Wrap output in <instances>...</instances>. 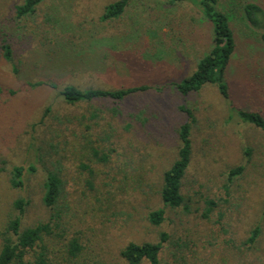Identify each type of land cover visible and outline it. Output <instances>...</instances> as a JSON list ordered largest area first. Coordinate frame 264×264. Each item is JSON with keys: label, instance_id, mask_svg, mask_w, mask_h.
I'll return each mask as SVG.
<instances>
[{"label": "rangeland", "instance_id": "374dc122", "mask_svg": "<svg viewBox=\"0 0 264 264\" xmlns=\"http://www.w3.org/2000/svg\"><path fill=\"white\" fill-rule=\"evenodd\" d=\"M21 1L0 0V47L6 40L12 51L11 62H6L0 48V168L9 171L14 165L27 167L32 163L38 168L25 193L33 199L27 222L46 217L36 189L42 170L50 161L61 159L69 195L76 198L85 191L88 201L83 203L103 210L94 216L85 213L82 204L76 215L69 213L74 231H80L89 248L82 261L124 264L118 251L125 243L156 241V232L138 217L160 206L155 192L161 172L175 159L176 131L187 119L180 111L184 106L197 119L191 131L193 162L183 187L186 198L199 202L192 208L202 206L198 198L205 187L214 188L227 168L242 163L245 146L254 149V168L237 182L239 187H233L223 221L228 235L216 230L218 238L211 241L213 246L207 244L208 226L198 213L168 215L174 225L167 221L163 229L191 235L196 252L193 245L185 250L193 256L192 264H264V138L240 122L231 108L264 109V99L244 100L238 95L240 89L245 90L239 62L250 43L242 37L244 30L233 25L241 56L234 58L228 75L231 99L223 100L214 86L181 97L171 84L191 74L207 47L208 26L192 3L129 0L119 18L101 21L104 8L118 0H47L32 17L18 20L14 6ZM250 1L264 11V0ZM219 5L230 10L227 0H219ZM38 82L43 85L29 86ZM65 85L108 90L148 86L150 90L120 104L101 100L68 106L59 97ZM48 108L51 110L46 112ZM86 127L95 129L85 132L82 139ZM89 142L110 156V164L88 162ZM37 156L43 163L35 161ZM81 162L92 167L97 184L113 187V199L100 189L90 192L82 185L75 173ZM1 174L0 224L10 213L13 195H19L7 186V174ZM261 194L259 208H249L247 199ZM71 204L72 210L80 207L76 202ZM113 213L119 216L107 223ZM124 214L136 217V223L118 228L119 223L124 224L122 220L130 219ZM254 225L263 228L259 243L254 251L239 257L235 246ZM231 235L236 245L226 246Z\"/></svg>", "mask_w": 264, "mask_h": 264}, {"label": "trees", "instance_id": "16d2710c", "mask_svg": "<svg viewBox=\"0 0 264 264\" xmlns=\"http://www.w3.org/2000/svg\"><path fill=\"white\" fill-rule=\"evenodd\" d=\"M46 1L22 0L20 4L14 6L16 19L32 17ZM165 1L169 5L184 2L192 3L198 9L202 22L208 26L207 47L197 60L193 71L190 75L171 84L177 94L181 97H187L191 94H199L208 86H214L223 100L229 101L231 99L228 75L232 65H234V58L241 56L236 30L233 26L236 24L244 30L241 32L244 34L242 37L250 42L246 46V51H243V53H246L242 57L244 59L241 58L242 62H239L241 70L238 72L244 73L243 87L245 90L240 89L238 95L244 100L247 98L249 100L256 98L259 101L264 99V11L259 4L250 0H244L241 3L239 0H227L230 10L224 11L220 9L219 0ZM128 2L129 0H118L107 5L100 20L108 21L119 18L124 13ZM0 48L3 59L6 62H11L12 51L6 40ZM247 55L249 57H246ZM239 65L237 68H239ZM14 73H17L16 69H14ZM41 85L43 83L40 82L29 84L30 87ZM149 90L148 86L108 90L79 89L73 85H65L59 90V97L62 103L68 106L89 104L101 100L120 104ZM231 108L240 122L249 125L264 138V109L255 107L248 110L232 105ZM50 110L48 108L46 112ZM180 111L186 115L187 119L176 131L178 146L175 159L160 174L159 184L155 192L160 206L148 209L138 217L141 222L146 223L149 228L156 232L157 239L156 241L142 243L133 241L125 243L118 251V257L124 264H192L193 256H189L185 250L191 248L192 245L194 250L196 244H192L191 235L182 236L183 234L179 235L175 230L174 232L171 230L169 233L163 229L164 223L168 221V223L174 225V222L169 220V216L174 213H179L174 214L176 216L198 213V218L208 226L207 231L210 241H207V244L209 247L213 246L211 241L218 238L216 230L228 235V230L224 229L223 221L227 219L228 213L225 205L228 206L230 203L233 187L235 185L239 187L237 182L246 178V172L254 168L252 161L254 149L245 146L242 150V163L227 168L223 174V179L214 188L205 187V193L198 198L202 206L192 208L193 205H198L199 202L194 201L191 196L186 198L183 187L186 175L193 162L191 131L193 125H196L197 119L193 112L187 110L184 106L180 107ZM108 127L109 129L112 128L110 123ZM94 129L93 127H86L81 132V138H85V132L94 131ZM89 143L86 152L90 156L88 162L93 161L92 163L97 162L102 165L110 164V156L101 154L98 148L93 147L92 142ZM35 161L40 164L43 163L41 156H37ZM60 161L61 159H56L52 163L50 161L49 166L42 170L43 177L40 187L36 189V195H39V203L46 210L47 215L45 218L31 223L27 222V214L33 204V199L25 193L26 190L28 191L31 179L37 174L38 168L34 163L29 164L27 167L14 165L9 171L0 168V184L3 178L1 173H6L7 186L15 194L19 193L17 196L13 195L10 213L5 221L0 224V264H86L87 260H82L87 257L89 248L82 241L80 231H74L75 229H73L69 219L73 216H69V213L76 215L79 212L78 210L82 209V204L85 205V213L94 215L97 211L103 210L94 207L93 204L83 203L88 201V197L84 194L85 191L76 198H73V196H76L75 194L73 196L69 195L66 187L67 182L64 178V171L66 170H64ZM2 163H5V160H2ZM76 168L75 173H77V176L79 175V180L82 181V185L88 191L94 192L100 189V191H103V195L110 196L113 199L111 193L113 187L106 184L101 186L97 184L95 182L96 173L89 163L81 162ZM254 171H256V167ZM259 197L260 195L249 197L247 199L248 207L257 210L263 199V194ZM242 199L244 200V198ZM72 202H76L80 207L74 208L77 210H72ZM118 214L109 215L107 223H113L111 219H116ZM122 214L120 213V215ZM124 217L130 219L122 220L124 224L119 223L118 228H129L136 223L135 220L137 219L133 215L124 214ZM262 229L260 225L252 226L247 232L246 238L239 241V246H235L239 257L256 249ZM225 245H236L232 235L229 236V240L225 242ZM194 252L196 251L194 250ZM91 264L97 263L92 260Z\"/></svg>", "mask_w": 264, "mask_h": 264}]
</instances>
